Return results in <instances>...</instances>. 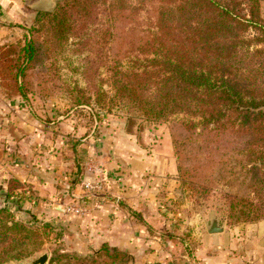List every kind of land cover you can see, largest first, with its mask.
Instances as JSON below:
<instances>
[{
	"label": "rangeland",
	"instance_id": "obj_1",
	"mask_svg": "<svg viewBox=\"0 0 264 264\" xmlns=\"http://www.w3.org/2000/svg\"><path fill=\"white\" fill-rule=\"evenodd\" d=\"M41 1L46 5L45 12H51L62 0H22L20 19L12 24L16 33L0 39V153L8 157L7 161L16 162L19 151L34 152L38 162L65 165L63 171L70 173L67 181L73 185L100 178L104 179V185L98 191L86 190L89 194H81L78 199L59 201L63 203L60 211L50 214L46 213L47 207L58 201H37V204L19 197L23 183L8 198L0 192V207L8 204L15 219L35 228L41 240L37 248L32 243L28 246L31 251L28 256L2 264H20L43 252L48 253V264L60 253L91 256L99 251L102 245L80 247L79 239L85 233L77 219L82 218L83 223L89 215L92 207L86 201L88 197L104 205L122 200L108 192L106 182L109 178L119 181L122 174L112 173L123 172L121 166L125 162L135 171L139 161L140 165L144 162L157 165L156 172L145 168L139 174L149 181L158 176V164H166L161 174L164 177L170 175L169 164L174 165L177 179L174 194L164 199L167 196L164 192L156 205L178 210L180 216L176 219H183L180 225L190 223L191 219L204 224L211 216L218 218L224 227L250 223L245 220L246 214L231 209L226 199L227 194L246 196L249 191V182L242 177L241 170L246 156L233 152L236 143L229 142L233 136L210 142L198 129L187 130L178 118L147 122L139 117L130 118L123 109L109 107L115 59H124L121 53L132 49L127 41L133 40L137 45L139 39L146 38L151 15L148 9L138 7L135 13L129 0H125L126 7L116 12L111 9L112 0H90L92 14L81 18L78 11H72L67 22L72 29L63 32L37 24L39 10L32 8V4ZM260 11L264 19V2ZM29 39L35 53L31 61H25L22 48ZM137 55L142 54L133 50L130 59ZM129 63L122 61L124 67ZM137 175L129 173L130 177ZM148 187L149 194L162 193L151 185ZM42 205H46V210H34ZM165 235L173 238L175 234ZM36 239L33 237L32 241ZM101 254L98 264L131 262L130 256L126 262L118 256L111 262Z\"/></svg>",
	"mask_w": 264,
	"mask_h": 264
},
{
	"label": "trees",
	"instance_id": "obj_2",
	"mask_svg": "<svg viewBox=\"0 0 264 264\" xmlns=\"http://www.w3.org/2000/svg\"><path fill=\"white\" fill-rule=\"evenodd\" d=\"M89 2L62 0L51 12L37 11V24L68 31L72 11H78L81 18L92 14ZM129 2L135 13L138 7L148 9L150 27L137 45L127 41L132 49L121 57L129 66H123L124 59H115L109 107L147 122L178 118L183 127L193 132L198 129L210 142L233 136L229 141L236 143L233 152L246 156L241 170L249 191L246 196L227 194V202L234 211L246 214L247 221L264 219V111H256L264 107V19L260 11L264 0ZM110 6L122 11L125 0H112ZM133 50L142 55L130 59ZM22 51L25 61L33 59L31 39ZM21 187L20 181L9 178L5 197ZM31 243L35 248L40 245L39 232L15 219L8 204L0 207V264L28 256ZM101 252L111 262L115 256L126 262L129 256L104 243L91 256L60 253L48 264H98Z\"/></svg>",
	"mask_w": 264,
	"mask_h": 264
},
{
	"label": "crops",
	"instance_id": "obj_3",
	"mask_svg": "<svg viewBox=\"0 0 264 264\" xmlns=\"http://www.w3.org/2000/svg\"><path fill=\"white\" fill-rule=\"evenodd\" d=\"M21 1L0 0V39L4 35L12 37L16 33V27L12 24L20 19ZM18 154V160L10 162L7 161L8 157L0 153L1 194H5L8 180L13 177L24 185L19 190V197L31 199L32 203L58 201L47 207L48 210L46 205L35 206V211L46 210L48 214L60 211L63 204L61 201L89 194L80 184L73 185L67 181L70 173L63 171L66 170L65 165L38 162L34 152L19 151ZM155 166L146 162L140 165L139 161L135 171L125 162L121 166L123 172H113L114 175L122 174L119 181L109 178L106 182L109 184L108 192L122 199L116 201L115 205L97 203L96 199L88 197L86 201L92 207L91 211L83 223L80 222L82 218L77 219L80 230L85 233L79 239L82 242L81 248L88 249L89 246L105 243L126 252L131 257L130 264H264V219L238 226H225L220 233H208L206 223L201 224L198 220L191 219L190 223L180 225L183 219H176L180 216L178 210L161 209L156 205L157 198L164 197V192L167 194L164 199L174 194L177 181L174 165L169 164L170 175L166 177L161 175L165 172L164 163L158 164L160 176H151L153 180L139 176L145 168L156 172ZM132 171L138 175L130 177ZM149 185L162 193L149 194ZM94 204L96 207H93ZM184 231L188 234H183ZM168 233L175 235L172 238L165 235Z\"/></svg>",
	"mask_w": 264,
	"mask_h": 264
},
{
	"label": "water",
	"instance_id": "obj_4",
	"mask_svg": "<svg viewBox=\"0 0 264 264\" xmlns=\"http://www.w3.org/2000/svg\"><path fill=\"white\" fill-rule=\"evenodd\" d=\"M32 8L37 9L39 11H45L46 5L43 1L41 2H34L32 4ZM259 109L264 111V107L256 109L258 111ZM206 230L208 233H220L224 230V225L219 223L218 218L211 216L210 219L206 223ZM48 259V253L43 252L37 257L30 259L29 261H23L20 264H46Z\"/></svg>",
	"mask_w": 264,
	"mask_h": 264
},
{
	"label": "built area",
	"instance_id": "obj_5",
	"mask_svg": "<svg viewBox=\"0 0 264 264\" xmlns=\"http://www.w3.org/2000/svg\"><path fill=\"white\" fill-rule=\"evenodd\" d=\"M81 186L85 189V190H101L102 186L104 185V179L100 178V180L98 181H88V180H84L81 181ZM73 209V208H72Z\"/></svg>",
	"mask_w": 264,
	"mask_h": 264
}]
</instances>
